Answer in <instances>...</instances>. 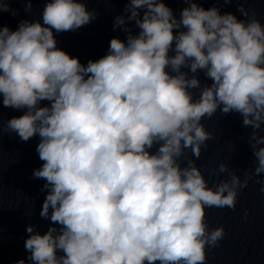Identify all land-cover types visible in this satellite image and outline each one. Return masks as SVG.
Segmentation results:
<instances>
[{
  "label": "clouds",
  "instance_id": "1",
  "mask_svg": "<svg viewBox=\"0 0 264 264\" xmlns=\"http://www.w3.org/2000/svg\"><path fill=\"white\" fill-rule=\"evenodd\" d=\"M12 2L0 0V13L17 16ZM17 2L31 13L33 0ZM182 2L177 17L165 0H127L113 24L126 39L86 64L54 35L97 19L81 0H48L42 23L0 25L2 106L24 110L0 120V138L39 137V215L58 226L26 228L29 264H206L226 236L207 209L235 210L254 178L264 193V23L248 0H222L239 19L220 0ZM217 113L251 128L255 168L241 179L221 162L210 174L228 178L209 186L196 160L214 139L202 121Z\"/></svg>",
  "mask_w": 264,
  "mask_h": 264
},
{
  "label": "water",
  "instance_id": "2",
  "mask_svg": "<svg viewBox=\"0 0 264 264\" xmlns=\"http://www.w3.org/2000/svg\"><path fill=\"white\" fill-rule=\"evenodd\" d=\"M46 2L48 0H33L29 14L25 12L23 3L13 0L11 7L18 10V15L13 17L9 12L0 13V25H7L15 30L22 19H39L42 23V11ZM81 2L86 4L89 11L96 12L97 19L76 31L54 35L58 48L86 64L90 59H99L105 55L113 37L126 39V33L122 29L114 28L113 24L116 16L124 15L123 9L127 0ZM165 2L177 17L180 9L187 6L182 0ZM197 2L205 9L215 4V0ZM216 6L221 8L222 14L231 12L238 19L241 18L236 11V3L224 6L220 0ZM245 7L256 11L257 18L264 23V0H248ZM126 26L133 28V34L139 31L134 24ZM200 79L203 83H211L202 72ZM194 95L198 96L199 91L195 90ZM23 111L3 107L0 96V120L7 121L14 116L18 117ZM202 123L214 134V139L207 141V147L196 160L209 186L228 178V173L219 176L210 174V170L217 169L221 162L241 179L244 178L243 173L246 170H254L255 158L247 143L251 128L243 127L239 115L222 116L217 113L211 119H204ZM38 142V136L21 142L16 134L6 132L0 138V264H15L19 259H25L26 264H29L26 259L29 253L24 248V242L28 238V226H33L41 234L47 232L49 227H58L39 215L46 193L40 191L45 181L32 178L33 171L43 163L36 152ZM185 157L194 159L190 150H186ZM259 187L255 178L250 180L248 187L240 192L235 210L207 209L209 228L222 225L226 236L218 248L208 252L206 264H264V193L259 191ZM246 210L247 221L243 219Z\"/></svg>",
  "mask_w": 264,
  "mask_h": 264
}]
</instances>
